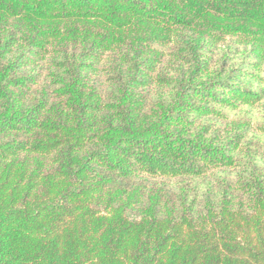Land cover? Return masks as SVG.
I'll use <instances>...</instances> for the list:
<instances>
[{"label": "trees", "instance_id": "1", "mask_svg": "<svg viewBox=\"0 0 264 264\" xmlns=\"http://www.w3.org/2000/svg\"><path fill=\"white\" fill-rule=\"evenodd\" d=\"M0 264H264V0H0Z\"/></svg>", "mask_w": 264, "mask_h": 264}]
</instances>
